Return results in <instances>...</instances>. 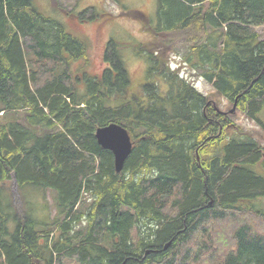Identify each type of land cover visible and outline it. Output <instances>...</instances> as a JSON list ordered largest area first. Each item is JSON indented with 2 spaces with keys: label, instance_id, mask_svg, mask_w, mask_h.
Wrapping results in <instances>:
<instances>
[{
  "label": "trees",
  "instance_id": "16d2710c",
  "mask_svg": "<svg viewBox=\"0 0 264 264\" xmlns=\"http://www.w3.org/2000/svg\"><path fill=\"white\" fill-rule=\"evenodd\" d=\"M157 4L155 24L124 10L151 35L135 47L147 61L138 85L118 42L90 74L86 38L35 0H0V264H264L261 136L171 66L188 46L183 63L264 130V40L253 30L264 0ZM111 124L133 142L119 174L95 136ZM11 179L55 193L52 223L17 217Z\"/></svg>",
  "mask_w": 264,
  "mask_h": 264
},
{
  "label": "rangeland",
  "instance_id": "374dc122",
  "mask_svg": "<svg viewBox=\"0 0 264 264\" xmlns=\"http://www.w3.org/2000/svg\"><path fill=\"white\" fill-rule=\"evenodd\" d=\"M35 1L71 30L70 32H76L75 34L78 33L88 40L91 63L90 67L87 68L89 73L91 71L93 74L101 75L106 67L104 62L106 45L110 40H114L120 44V55L133 82L138 83V85L142 82L145 77L147 61L136 53L135 47L137 44L150 41L151 35L142 31V26L139 22L125 16L124 10L143 11L149 15L153 24H155L158 10L157 0H58L59 6L68 12H72L70 15H66L64 11L54 10L50 0ZM87 9H96L100 16L90 22H82L78 15ZM104 11L115 16V18L106 19L105 16H102ZM86 17H90V15H86ZM253 30L259 34L261 40H264V25L253 27ZM187 50L188 46L186 45L176 48L171 55L172 68L179 69L182 77L194 84L203 95L216 102L223 112L231 114L236 126L246 132L258 133L261 136L260 141L264 147V130L256 122L247 119L240 111L232 112L234 105L226 98L217 95L213 86L199 76V72L183 63L182 60ZM82 64V61L74 62L71 67L76 70ZM259 117L264 122V108ZM3 191L9 196L6 199H10V204L17 217L31 215L36 221H48L51 223V220L56 217L54 203L56 195L54 192L49 191L44 196L41 189L27 187L22 191L18 188L14 179L9 181ZM87 203H91L90 198L87 199ZM49 214L50 219L48 220ZM67 264L75 263L68 261Z\"/></svg>",
  "mask_w": 264,
  "mask_h": 264
},
{
  "label": "water",
  "instance_id": "95a60500",
  "mask_svg": "<svg viewBox=\"0 0 264 264\" xmlns=\"http://www.w3.org/2000/svg\"><path fill=\"white\" fill-rule=\"evenodd\" d=\"M235 111L236 105H234L232 112ZM95 136L98 144L103 149L112 152L115 171L118 174L121 173L133 148V142L128 131L119 125L111 124L99 128Z\"/></svg>",
  "mask_w": 264,
  "mask_h": 264
}]
</instances>
